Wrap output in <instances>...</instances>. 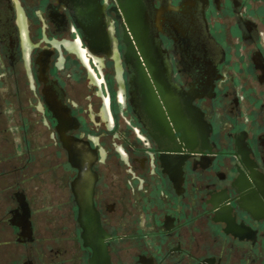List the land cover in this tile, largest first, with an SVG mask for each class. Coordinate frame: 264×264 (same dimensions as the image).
I'll list each match as a JSON object with an SVG mask.
<instances>
[{"label":"flooded vegetation","instance_id":"1","mask_svg":"<svg viewBox=\"0 0 264 264\" xmlns=\"http://www.w3.org/2000/svg\"><path fill=\"white\" fill-rule=\"evenodd\" d=\"M20 65L73 225L0 146V264H264V0H0Z\"/></svg>","mask_w":264,"mask_h":264},{"label":"rangeland","instance_id":"2","mask_svg":"<svg viewBox=\"0 0 264 264\" xmlns=\"http://www.w3.org/2000/svg\"><path fill=\"white\" fill-rule=\"evenodd\" d=\"M15 72L16 76H5L3 80H0V137L2 136L0 146L3 157L5 160L15 158L20 166L23 164L26 166L25 173L34 176V181L24 187L26 191H29V196L35 198L34 205L37 210H43L44 204L50 201L53 206L52 216H55L60 224L65 223L71 230L73 221L70 209L64 211L54 207L60 203L65 193L61 188V178L47 172V150L44 148L46 135L38 115L29 107L28 81L23 72V66L20 65ZM23 123L26 127L24 128L26 137L28 141L30 140L29 164H26L27 156L22 141ZM12 162L5 161V168ZM42 219H44L43 215H41ZM40 227L43 230V224Z\"/></svg>","mask_w":264,"mask_h":264},{"label":"water","instance_id":"3","mask_svg":"<svg viewBox=\"0 0 264 264\" xmlns=\"http://www.w3.org/2000/svg\"><path fill=\"white\" fill-rule=\"evenodd\" d=\"M73 165L80 171V174L75 179L72 185L73 195L78 207V221L85 228V234H88L90 236V234L96 229L94 224L96 214L92 206L93 180L87 177V165Z\"/></svg>","mask_w":264,"mask_h":264}]
</instances>
